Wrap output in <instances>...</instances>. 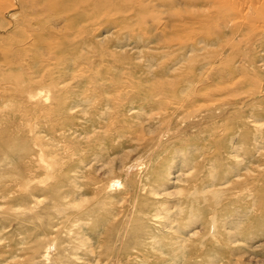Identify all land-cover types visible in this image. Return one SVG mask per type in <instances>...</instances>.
<instances>
[{
    "label": "rangeland",
    "instance_id": "obj_1",
    "mask_svg": "<svg viewBox=\"0 0 264 264\" xmlns=\"http://www.w3.org/2000/svg\"><path fill=\"white\" fill-rule=\"evenodd\" d=\"M0 264H264V0H0Z\"/></svg>",
    "mask_w": 264,
    "mask_h": 264
}]
</instances>
